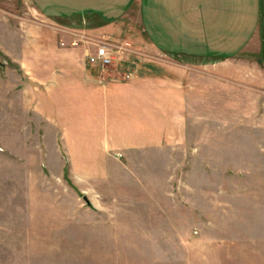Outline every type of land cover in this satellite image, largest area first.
I'll list each match as a JSON object with an SVG mask.
<instances>
[{
	"label": "rangeland",
	"instance_id": "374dc122",
	"mask_svg": "<svg viewBox=\"0 0 264 264\" xmlns=\"http://www.w3.org/2000/svg\"><path fill=\"white\" fill-rule=\"evenodd\" d=\"M261 11L260 39L264 5ZM40 23L21 0H0V74L6 68L22 74L11 60L20 59L21 42ZM97 23H79L74 29L81 32L66 31L58 46L92 51V43L109 41L125 47L120 61L138 65L128 56L137 51L141 24L134 34L118 23L117 34L107 40L90 31ZM247 57L264 72L263 43ZM247 72L259 80V73ZM113 73L104 74L129 82ZM237 93L231 106L216 96L213 124L200 121L192 137L209 145L200 144L198 154L136 153L124 168L101 165L94 151L70 168L62 129L43 124L24 130L26 145H12L0 157V264H264V88L248 84L241 99ZM95 111L85 121V112L72 108L71 121L83 122L77 131L95 133L85 128L94 124ZM98 172L108 176L96 177Z\"/></svg>",
	"mask_w": 264,
	"mask_h": 264
},
{
	"label": "crops",
	"instance_id": "0c3cea01",
	"mask_svg": "<svg viewBox=\"0 0 264 264\" xmlns=\"http://www.w3.org/2000/svg\"><path fill=\"white\" fill-rule=\"evenodd\" d=\"M21 1L43 23L21 42L20 59H10L22 74L11 68L0 74V157L12 145H26L24 130L43 124L63 130L61 145L70 168L89 160L93 151L96 162L119 168L136 153L198 154L201 141L193 137L204 118L213 124L216 96L231 106L236 91L241 99L248 84L264 88V72L247 57L264 43L259 36L264 0ZM89 19L99 22L90 31L107 40L117 34L118 23L134 34L135 24H141L143 35L134 38L137 51L128 56L139 60L132 80L116 82L88 66L84 46H58L66 31H78L74 27ZM247 71L259 73V80ZM72 108L85 112V121L92 108L97 111L96 120L89 118L94 124L85 125L94 127V134L77 131L83 122L71 121ZM99 172L96 177L108 176Z\"/></svg>",
	"mask_w": 264,
	"mask_h": 264
},
{
	"label": "built area",
	"instance_id": "2783aa9c",
	"mask_svg": "<svg viewBox=\"0 0 264 264\" xmlns=\"http://www.w3.org/2000/svg\"><path fill=\"white\" fill-rule=\"evenodd\" d=\"M92 51L86 49L85 61L88 66L97 69L102 73H113L122 81H130L136 70V64L129 61H120L118 54L126 51L125 47L109 41L94 42ZM61 45H64L61 42ZM72 46L77 45L76 41L71 42ZM119 64V65H118ZM112 67V71H110ZM115 77H112L114 79Z\"/></svg>",
	"mask_w": 264,
	"mask_h": 264
},
{
	"label": "trees",
	"instance_id": "16d2710c",
	"mask_svg": "<svg viewBox=\"0 0 264 264\" xmlns=\"http://www.w3.org/2000/svg\"><path fill=\"white\" fill-rule=\"evenodd\" d=\"M264 38L263 32H262V39ZM263 43V42H262ZM263 47H264V43H263Z\"/></svg>",
	"mask_w": 264,
	"mask_h": 264
},
{
	"label": "water",
	"instance_id": "95a60500",
	"mask_svg": "<svg viewBox=\"0 0 264 264\" xmlns=\"http://www.w3.org/2000/svg\"><path fill=\"white\" fill-rule=\"evenodd\" d=\"M86 200V199H85Z\"/></svg>",
	"mask_w": 264,
	"mask_h": 264
}]
</instances>
